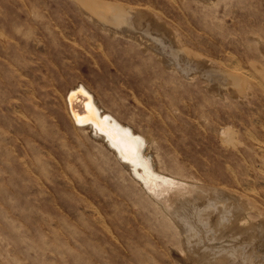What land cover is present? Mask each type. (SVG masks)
<instances>
[{"label": "rangeland", "instance_id": "rangeland-1", "mask_svg": "<svg viewBox=\"0 0 264 264\" xmlns=\"http://www.w3.org/2000/svg\"><path fill=\"white\" fill-rule=\"evenodd\" d=\"M76 1L0 0V177L3 178H0V264H172L171 248L183 245L187 232V237L192 239L207 236L208 229L212 230L209 224L204 225L209 221L206 216H196L202 212L199 209L220 202L222 197L224 200L229 198L226 193L232 191L229 195H245L250 192L253 203L258 204L264 212V167L253 149L249 148L251 138H262L264 141V89L260 84L261 88L256 85L257 89L255 86L248 89L249 86L241 85V91L243 86L245 88L244 97L241 98L229 96L228 90L226 98L217 97L213 95V89L206 86V80L209 81L212 76L204 80L198 73L192 80L183 78L178 71L182 67L175 68L174 72L163 65L162 56L158 59L149 50H144L147 45L143 41L148 43L152 39L138 36L141 38L139 43L120 33L113 37L100 29L86 14L85 7L81 9L82 6L80 3L77 5ZM106 1L149 7L158 15L164 27V32L162 29L156 33L151 31L152 37L155 36L161 45L171 44L172 49L186 46L184 49L193 54L196 51L197 55L221 62V66L227 70L244 65L257 77L264 74L261 70L264 67V0H211L215 1L214 6L204 5L209 0H199L197 3L194 0ZM169 27L171 31L167 29ZM250 35L256 36L252 38ZM202 37L207 39L201 41ZM147 49L154 50V44ZM227 54L231 56L226 57ZM28 57L33 59L30 61ZM252 64L258 67L252 68ZM260 79L264 81V77ZM211 82L221 83L220 80ZM77 85L84 86L91 93L101 111L108 112L144 138L145 146L137 153L138 160H142L146 153L155 170L159 165L162 174H171L169 176L182 184L196 183L207 186L208 192L212 191L204 193L206 200H203V204L193 206L196 209L183 216L182 227L168 220L163 214V210L167 212L165 207H158L148 192L135 182L129 174L128 162H119L102 138L94 136L88 127L74 124L68 115L66 95ZM170 103L174 107H165ZM257 103L260 106L257 107ZM12 108L14 110L10 111ZM240 108L245 112L238 111ZM41 112L43 115H40ZM34 117L39 120L36 121ZM223 124L234 129L235 133L230 129L234 136L229 142L220 140L219 127ZM52 128L56 131H52ZM257 133L261 138L257 137ZM241 159L247 167L242 166ZM30 165H34L35 170ZM225 166L230 170L226 171ZM243 168H246V172ZM214 186L222 187L223 191ZM173 192L174 187L165 196ZM75 196L78 201H74ZM186 197H190L187 200L189 203L193 201V196ZM79 200H82L81 203ZM224 211L220 213L223 220L230 215L228 210ZM45 216L50 219H45ZM59 216L63 223L57 220ZM96 216H99L98 219ZM249 217L257 220L253 214H249ZM93 218L95 221H90ZM83 223L86 228H83ZM54 230L55 236L52 235ZM125 241L126 245L123 244ZM146 244H149L148 247ZM109 249L114 252L113 255L107 251ZM140 254L143 256L140 257ZM142 257H146L145 260Z\"/></svg>", "mask_w": 264, "mask_h": 264}, {"label": "bare ground", "instance_id": "bare-ground-1", "mask_svg": "<svg viewBox=\"0 0 264 264\" xmlns=\"http://www.w3.org/2000/svg\"><path fill=\"white\" fill-rule=\"evenodd\" d=\"M76 1V0H75ZM174 1V0H173ZM196 3L199 0H194ZM207 1V0H206ZM119 2V1H118ZM180 2V1H179ZM76 3H78L77 5L82 6L81 9H83V6L85 7L84 11H86L90 18H92L93 21H95V24L98 25V27L100 29H102L105 32H109L111 36H115L116 33H120L121 36L123 37H128L131 40L134 39V41H138L140 43L139 40H141V38H146V39H152L151 42L148 41V43L146 41H143V44L147 45L144 50L145 51H150L151 53L155 54V56L159 59L160 56H162L163 59V65H165L166 67H168L169 69H173L175 72V68H179L182 67V69L178 70L180 71V74L183 76V78L187 79V80H192L194 79L198 73L202 76V78L204 80H206V77H210L209 81L206 80V82H208V85H206L209 88H212L213 90L212 93L213 95L217 96V97H227L226 93L228 90L229 96H233L236 98H241L243 96V94L245 93V90L243 91L244 86L248 87V89H250V87H254L256 88L260 86L262 87V89H264V81H262L260 78L264 77V74L262 77H260L258 75V78L252 71L250 68H246L244 67V65L241 67L240 66H233L232 69H228L224 66H221V62L218 63L215 60L212 59H208L205 57H202L200 55H197V52L195 51V53L193 54L192 52H190L187 49H184L181 47H174V49H172L171 44L165 45L163 42V44L161 45L159 40L154 37H152V33L151 31H155L158 32L161 29L164 32V27H162L161 23L159 22L160 20H158V15L154 12L151 11L149 9V7H143V6H137V5H125L122 3H109L108 1L104 2V0L102 1H97V0H77ZM172 3V2H171ZM176 3V2H175ZM150 5V4H148ZM171 5V4H170ZM175 5V4H174ZM173 5V6H174ZM204 5H210V6H214L215 5V1H211L209 0L208 2H205ZM21 6V5H20ZM19 6V7H20ZM44 6V5H43ZM80 6V7H81ZM153 6V5H152ZM32 7V6H31ZM72 7V6H70ZM75 7V6H74ZM80 9V8H79ZM80 9V10H81ZM182 9H184V6L182 7ZM26 10V8H25ZM36 10V9H35ZM57 10V9H56ZM59 10V9H58ZM24 11V10H23ZM28 11V10H27ZM61 11V10H60ZM158 11V10H157ZM232 11V10H231ZM236 11V10H235ZM25 12V11H24ZM59 12V11H58ZM162 12V11H161ZM185 12V11H184ZM233 12V11H232ZM60 13V12H59ZM85 13V12H84ZM187 13V11H186ZM235 13V12H234ZM29 14V12H28ZM27 14V15H28ZM162 14V13H161ZM244 14V13H243ZM44 15V14H43ZM88 15H86V17H88ZM223 15V13H222ZM220 18V17H219ZM1 19V18H0ZM34 19V18H33ZM31 20V19H30ZM189 20V19H188ZM187 20V21H188ZM4 21V20H3ZM1 21V22H3ZM8 21V18H7ZM18 22V21H17ZM189 22V21H188ZM222 22V21H221ZM6 23V22H5ZM9 23V22H8ZM16 23V22H15ZM197 23V22H196ZM252 23V21H251ZM178 24V22H177ZM2 25V23H1ZM6 25V24H5ZM17 25V24H16ZM19 25V24H18ZM61 25V24H60ZM14 26V25H13ZM21 26V25H20ZM56 26V25H55ZM54 26V27H55ZM174 26V25H173ZM181 26V23H180ZM7 27V25L5 26ZM15 27V26H14ZM59 27V25L57 26ZM16 28V27H15ZM171 27L167 28L170 30ZM18 29V26H17ZM15 29V30H17ZM60 29V28H59ZM58 29V30H59ZM62 29V28H61ZM166 29V28H165ZM202 29V28H201ZM7 30V29H6ZM179 30V29H178ZM204 30V29H203ZM35 31V30H34ZM52 31V30H51ZM171 31V30H170ZM208 31V30H207ZM1 32V31H0ZM33 32V30H32ZM31 32V33H32ZM126 32V33H125ZM128 32V34H127ZM163 32L162 35L163 36ZM165 32L167 33V30H165ZM175 32V31H174ZM177 32V31H176ZM3 33V32H2ZM34 33V32H33ZM54 33V32H52ZM136 33H138V35H136ZM180 33V31H179ZM172 34V32H171ZM190 34V32H189ZM17 35V34H16ZM109 35V36H110ZM167 35V34H166ZM183 35V34H182ZM185 35V34H184ZM95 36V35H92ZM138 36H140L138 38ZM159 36V35H158ZM165 36V35H164ZM181 36V35H180ZM187 36V35H186ZM251 36V35H250ZM256 36V35H255ZM253 36V37H255ZM172 37V36H171ZM169 37V38H171ZM183 37V36H182ZM190 37V36H189ZM252 37V36H251ZM252 37V38H253ZM52 38V37H51ZM162 39V37H160ZM167 38V37H166ZM186 37H184L183 39H185ZM203 38L206 37H202L201 41H203ZM31 39V38H30ZM188 39V38H186ZM196 39V38H195ZM207 39V38H206ZM256 39V38H255ZM41 40V39H40ZM175 40V39H174ZM190 40V38H189ZM205 40V39H204ZM217 40V38H216ZM32 41V40H31ZM161 41V40H160ZM200 43L201 41L198 40ZM206 41V40H205ZM35 41H33L32 43H34ZM97 42V41H96ZM129 42V41H128ZM158 46H156V44ZM174 42V41H173ZM177 41H175L176 43ZM185 42V41H182ZM190 42V41H189ZM188 42V43H189ZM75 43V42H74ZM154 44V50H150L147 49L149 45ZM170 43V41H169ZM21 44V43H20ZM23 44V43H22ZM26 45V43H24ZM77 44V43H76ZM100 44V43H99ZM142 44V43H141ZM140 44V45H141ZM260 44V43H259ZM262 44V43H261ZM40 45V44H39ZM90 45V44H89ZM101 45V44H100ZM99 45V46H100ZM170 45V46H169ZM174 45V44H173ZM264 45V44H263ZM34 46L36 47V45L34 44ZM45 46V45H44ZM91 46V45H90ZM168 46V47H167ZM177 46V45H176ZM261 46V45H260ZM39 47V46H38ZM34 48V47H33ZM260 48V47H259ZM263 48V47H262ZM261 48V49H262ZM264 49V48H263ZM262 49V50H263ZM22 50V49H21ZM46 50V49H45ZM142 50V51H144ZM197 50V49H196ZM199 51V50H198ZM264 51V50H263ZM45 52V51H44ZM86 52V51H85ZM262 52V51H261ZM205 53V52H204ZM232 53V52H231ZM264 53V52H262ZM10 55V54H9ZM207 55V54H205ZM233 55V54H232ZM55 56V55H54ZM210 56V55H209ZM230 57L231 55H228L226 57ZM79 57V56H78ZM81 57V56H80ZM60 58V57H59ZM29 59V57H28ZM33 59V58H32ZM32 59H29L30 61ZM54 59V58H53ZM65 59V57H64ZM64 59H60V61L65 62ZM219 59V58H218ZM230 59V58H229ZM7 60V59H6ZM14 60V59H12ZM59 60V59H58ZM232 60V58H231ZM222 62L224 61V59L221 60ZM225 61H228L227 59ZM246 61V58H245ZM245 61L243 63H245ZM54 62V61H53ZM57 62V61H56ZM55 62V63H56ZM247 62V61H246ZM60 63V62H59ZM67 63V61H66ZM66 63L64 65H66ZM161 63V62H160ZM161 63V64H162ZM229 63V61H228ZM226 62V64H228ZM249 63V62H248ZM246 63V64H248ZM251 63V62H250ZM249 63V64H250ZM183 64V65H182ZM224 64V63H223ZM230 64V63H229ZM60 65V64H58ZM234 65V64H233ZM253 67L250 65V67L254 68L256 66H254V64H252ZM57 66V64H56ZM67 66V65H66ZM246 66V65H245ZM28 67V66H27ZM258 67V66H257ZM256 67V68H257ZM21 69V68H20ZM19 70V69H18ZM172 70V71H173ZM254 70V69H253ZM264 71V67H262V69ZM165 71V70H164ZM258 71V70H256ZM255 72V71H254ZM31 73V72H30ZM259 74V73H258ZM24 75H29V74H24ZM179 75V74H178ZM5 77V76H4ZM34 77V76H33ZM43 77V76H42ZM36 78V77H35ZM34 79V78H33ZM17 80V79H16ZM212 80L214 81H221L220 82H216L217 84H214V82H211ZM20 82V81H18ZM27 82V81H26ZM44 82V81H43ZM42 82V83H43ZM124 82V81H123ZM122 82V83H123ZM188 82V81H187ZM38 83V82H37ZM190 83V82H188ZM12 85V84H11ZM123 85V84H122ZM243 86L242 91L240 90V86ZM26 86V85H25ZM125 86V85H124ZM205 86V87H206ZM232 86V87H231ZM57 87V86H56ZM259 87V88H261ZM254 88V89H255ZM258 88V89H259ZM71 89V88H70ZM69 89V90H70ZM257 89V88H256ZM255 89V90H256ZM14 90V89H12ZM11 90V91H12ZM72 90V89H71ZM258 91V90H256ZM20 92V91H19ZM26 92V89H25ZM194 92V91H192ZM224 92V93H223ZM260 92V91H259ZM258 92V93H259ZM15 93V92H14ZM262 95V92H260ZM264 94V93H263ZM15 95V94H13ZM12 95V96H13ZM79 95V98H77V96ZM135 95V94H134ZM133 95V96H134ZM17 96V95H16ZM255 97V94L253 95ZM244 97V96H243ZM263 97V96H261ZM72 98H74V100H72ZM259 97H257L258 99ZM8 99V97H7ZM35 100V98H33ZM264 99V98H263ZM3 100V99H2ZM77 102H74V101ZM177 100V99H176ZM262 100V99H261ZM5 101V100H4ZM37 101V100H36ZM45 101V100H44ZM240 101V100H239ZM263 101V100H262ZM67 104H68V111H69V116L71 117L72 121L74 122V124H76L79 127H88L87 129L90 130V132H92V134L96 137H101L102 141L107 145V147H109L114 156L117 158V160L119 162H128L129 165V174L131 175V177L134 178L135 182L138 183L142 189H144L146 192H148L149 196H151V198L153 199V201L157 204L158 207L163 206L165 207L166 211L165 212L163 210V214L164 216L167 217L168 220H170L171 222H173L175 225H179L180 227H182V223H184V221H182L183 216L185 217L186 214H189L190 210H195L196 208L193 206H198L199 204H203L204 201L206 200V194H204L205 192H208V188L206 189L207 186H202L196 183H187L185 184V182L180 183L179 181H176L174 179V177L169 176V175H164L161 172H163L161 169V166L158 165L157 169L155 170L152 164V161H150L149 156H147V154L145 153L142 157V160H138V155L137 153L142 149V146L145 144V140L144 138L138 134V133H134L133 130L130 129V127H128L127 125L123 124L122 122L118 121L114 116H112L111 114H109L108 112H103L101 111V109L95 104V102L92 99L91 93L86 90V88L82 85H77V88H74L72 90V92L67 96ZM74 102L78 103L79 105H75L72 106ZM141 102V101H140ZM255 102V101H254ZM13 103V102H12ZM19 103V102H18ZM260 103V102H259ZM20 104V103H19ZM38 104V102H37ZM254 104V103H253ZM18 105V104H17ZM41 105V104H40ZM39 105V106H40ZM203 105V104H201ZM259 105L258 103L256 104V106ZM15 106V105H14ZM249 106V105H248ZM260 106V105H259ZM44 107V106H43ZM165 107H174V105H165ZM236 107H238L236 105ZM236 107L234 106V108L236 109ZM246 107V106H245ZM258 107V106H257ZM8 108V107H7ZM11 108V107H9ZM45 108V107H44ZM239 108V107H238ZM247 108V107H246ZM245 108V109H246ZM255 108V107H253ZM263 108V107H262ZM49 109V108H48ZM243 109V108H242ZM241 108L238 109L243 111ZM260 109V108H259ZM258 109V110H259ZM14 109L12 108L13 111ZM16 110V109H15ZM29 110V109H28ZM253 110V109H252ZM9 111V109H8ZM34 111V110H32ZM38 112V110H36ZM35 111V112H36ZM48 111V110H47ZM230 111H233L230 110ZM256 112V110H254ZM25 112H26V108H25ZM245 112V111H243ZM254 112V114L256 115V113ZM260 112V111H259ZM195 113V112H194ZM251 113V112H250ZM34 114V113H33ZM42 114V112L40 113V115ZM50 114V113H49ZM233 114V113H232ZM236 114V113H235ZM25 115V113H24ZM30 115V114H29ZM43 115V114H42ZM237 115V114H236ZM249 116V114H247ZM260 115V114H259ZM31 117H33L32 115H30ZM39 116V115H38ZM146 116V115H145ZM149 116V115H148ZM262 116H264V114H262ZM25 117V116H24ZM165 117V116H164ZM255 117V116H254ZM253 117V118H254ZM13 118V117H12ZM26 118V117H25ZM35 118V117H34ZM45 118V117H44ZM47 118V117H46ZM45 118V119H46ZM163 118V117H162ZM234 118V117H233ZM237 118V117H236ZM257 118V117H255ZM259 118V117H258ZM264 118V117H263ZM1 119V118H0ZM5 119V118H4ZM3 119V121H4ZM29 119V117H28ZM56 119V118H54ZM240 119V115L239 118ZM2 120V119H1ZM34 120V119H33ZM36 120V118H35ZM35 120L33 121V123L35 124ZM39 119H37L36 121H38ZM59 120V119H58ZM248 120H250V118H248ZM254 119V122L256 123L257 120ZM2 121V122H3ZM47 120V123L49 124L50 121ZM60 121V120H59ZM253 121V120H252ZM259 121V120H258ZM46 122V120H45ZM89 122V124H88ZM229 122V121H228ZM251 122V120H250ZM253 122V123H254ZM38 123V122H36ZM60 124L62 123L61 121L59 122ZM246 123V122H245ZM4 124V123H3ZM27 123L25 122V125ZM29 124V121H28ZM227 125V124H226ZM247 125V124H246ZM245 125V126H246ZM18 126V125H17ZM16 126V127H17ZM39 126V124H38ZM63 126V125H62ZM228 126V125H227ZM224 126V124L222 126H220V130H219V136H220V140L221 142H229L231 140H233L234 134L232 132H234V129H231L230 126L227 127ZM238 126V125H237ZM236 126V127H237ZM249 126V124H248ZM252 127V125H250ZM32 127V126H31ZM29 127V128H31ZM45 127V126H44ZM49 127V126H48ZM47 127V128H48ZM191 127V126H190ZM241 127V126H240ZM47 128H45L44 130H47ZM209 128V127H208ZM213 128V126H212ZM239 128V127H237ZM247 130V127H244ZM255 128V126H254ZM264 128V127H263ZM51 129V128H50ZM71 129V128H69ZM232 132H231V130ZM241 129V128H239ZM54 130V132L56 131L54 128H52V131ZM79 130V129H78ZM210 130V129H208ZM242 130V129H241ZM245 130V131H246ZM251 130V129H250ZM254 130V129H253ZM258 130V129H257ZM19 131V130H18ZM33 133H35L36 131L32 130ZM49 131V129H48ZM51 131V130H50ZM51 131V132H52ZM59 131V130H58ZM77 131V130H76ZM216 131V130H215ZM239 130H237L238 132ZM255 131V130H254ZM253 131V132H254ZM218 133V129L216 131ZM231 132V133H230ZM241 132V131H240ZM249 132V131H248ZM247 132V133H248ZM259 133H261V131H258ZM32 133V134H33ZM43 133V132H41ZM78 133V132H77ZM230 133V134H229ZM235 133V132H234ZM251 133V132H250ZM256 134V132H254ZM49 134V133H48ZM47 134V135H48ZM55 134V133H52ZM50 134V135H52ZM57 134V132H56ZM232 134V135H231ZM243 134V131H242ZM253 134V133H252ZM61 135V134H60ZM59 135V136H60ZM104 135V136H102ZM58 136V137H59ZM256 136V135H255ZM264 136V133H263ZM44 137V136H43ZM61 137V136H60ZM147 137V136H146ZM149 137V136H148ZM235 137H237L235 135ZM238 137H241L238 135ZM247 137V136H246ZM257 137H260L257 133ZM261 138V137H260ZM9 139V138H7ZM60 139V138H59ZM84 139V138H83ZM82 139V140H83ZM150 139V138H149ZM167 139V138H166ZM236 138H234L235 140ZM244 139V138H243ZM246 140L249 138H245ZM262 139V138H261ZM261 139H257V138H251L250 142H251V147L253 149V152L255 154V156L259 159L260 165L262 167H264V141H262ZM1 140L3 141V139L1 138ZM6 140V139H5ZM148 140V139H146ZM42 141V140H41ZM62 141V140H60ZM59 141V142H60ZM245 141V140H244ZM65 142V141H64ZM223 142V143H224ZM241 142V141H240ZM239 142V143H240ZM53 143V142H52ZM66 143V142H65ZM222 143V144H223ZM233 143V141H232ZM238 143V141L236 142ZM238 143V144H239ZM242 143V142H241ZM245 143V142H244ZM230 144V143H228ZM234 144V143H233ZM232 144V145H233ZM61 145V144H60ZM79 144H77L78 146ZM236 145V144H235ZM243 145V143H242ZM246 145V144H245ZM249 145V144H248ZM54 146V145H53ZM145 146V145H144ZM46 147V146H45ZM228 147V146H227ZM234 147V146H233ZM236 147V146H235ZM234 147V148H235ZM239 147V145H238ZM17 148V147H16ZM68 148V147H67ZM19 149V148H18ZM239 149V148H238ZM243 149V148H240ZM245 149V148H244ZM251 149V150H252ZM11 150V149H10ZM64 150H67L64 148ZM16 151V150H15ZM18 151V150H17ZM81 151V150H80ZM232 151V150H231ZM241 151V150H240ZM237 151V152H240ZM3 152V151H2ZM5 152V151H4ZM7 152V151H6ZM21 152V151H19ZM76 152V151H75ZM243 152L245 153V151L243 150ZM247 152V150H246ZM42 153V152H41ZM72 153V152H71ZM70 153V154H71ZM20 154V153H19ZM68 154V155H70ZM242 154V153H241ZM251 154V153H250ZM12 155V154H11ZM236 155H238V153H236ZM245 155V154H244ZM36 156V155H35ZM74 156V155H73ZM72 156V157H73ZM87 156V154L85 155ZM239 156V155H238ZM246 156V155H245ZM14 157V156H13ZM31 157V156H30ZM69 157V156H68ZM71 157V156H70ZM71 157V158H72ZM79 157V156H78ZM240 157V156H239ZM248 156H246L245 158H247ZM29 158V157H28ZM67 158V157H66ZM255 158V157H254ZM252 158V159H254ZM12 159V158H11ZM19 159H22L19 157ZM69 159V158H67ZM249 159V158H247ZM41 160V159H40ZM78 160V158H77ZM24 161V160H23ZM49 161V160H48ZM73 161V159L71 160ZM84 161V160H83ZM89 161V159H88ZM242 161V159H241ZM240 161V162H241ZM244 161V160H243ZM242 161V162H243ZM252 161V160H251ZM22 161H20L19 163H21ZM30 162V161H29ZM28 162V164H30ZM34 162V161H33ZM249 162V161H248ZM48 163V162H47ZM81 163V162H80ZM79 163V164H80ZM192 163V162H191ZM231 163V162H230ZM254 163L255 159H254ZM229 164V163H228ZM242 164V163H241ZM27 165V164H26ZM49 165V164H48ZM67 165V164H66ZM226 165V164H225ZM245 165V162H243V165ZM252 165V164H251ZM250 165V166H251ZM31 166V165H30ZM34 168V165H32ZM31 166V167H32ZM81 166V165H80ZM233 166V165H232ZM238 166V165H237ZM246 166V165H245ZM6 167V166H5ZM28 167V165H27ZM37 167V166H36ZM82 167V166H81ZM228 167V166H227ZM227 167L225 166L226 171L228 170ZM247 167V166H246ZM253 167V166H252ZM251 167V168H252ZM49 168V167H48ZM47 168V169H48ZM67 168V167H66ZM65 168V169H66ZM83 168V167H82ZM95 168V167H94ZM240 168V167H239ZM244 169V168H243ZM249 169V168H248ZM253 169V168H252ZM37 170V168H36ZM40 170V169H38ZM49 170V169H48ZM52 170V169H51ZM50 170V171H51ZM68 170V168H67ZM230 170V169H229ZM228 170V171H229ZM3 171V170H2ZM10 171V170H9ZM43 171V170H42ZM73 171V170H72ZM85 172V170H83ZM233 171V170H231ZM236 170L234 169V172ZM256 171V170H255ZM39 172V171H38ZM244 172H246V168L244 169ZM242 172V173H244ZM264 172V171H262ZM41 173V170H40ZM65 173V172H64ZM69 173V172H68ZM88 173V172H87ZM236 173V172H235ZM38 174V173H37ZM237 174V173H236ZM235 174V176H236ZM247 174V173H246ZM251 174V173H250ZM249 175V174H247ZM37 176V175H36ZM239 176V175H238ZM244 176V174H243ZM255 176V175H254ZM2 177V176H1ZM0 177V178H1ZM52 177V176H51ZM49 177V179L51 178ZM72 177V176H71ZM70 177V178H71ZM177 177V176H176ZM257 176H255L256 178ZM53 178V177H52ZM75 178V177H73ZM77 178V177H76ZM3 180V178H1ZM48 179V178H47ZM59 179V178H57ZM214 179V177H213ZM251 179V178H250ZM263 179V177H262ZM1 180V181H2ZM52 180V179H51ZM54 180V179H53ZM78 179H76L77 181ZM91 180V178H90ZM90 180L89 183H90ZM234 180V177H233ZM247 180V177L246 179ZM257 180V179H256ZM55 181V180H54ZM58 181V180H57ZM68 181V180H67ZM74 181V182H76ZM93 181V180H92ZM91 181V182H92ZM95 181V180H94ZM60 182V181H59ZM239 184V181H237ZM63 183V182H62ZM65 183V182H64ZM37 184V182H36ZM79 184V183H77ZM87 184V183H86ZM85 184V185H86ZM206 184V183H205ZM242 184V183H241ZM246 184V183H245ZM244 184V186H245ZM261 184V183H260ZM76 185V184H75ZM84 185V184H83ZM84 185V186H85ZM235 185H237L235 183ZM248 185V184H247ZM71 186V185H69ZM67 185V187H69ZM79 186V185H78ZM87 186V185H86ZM93 186V185H92ZM209 186V185H208ZM174 187V192L169 195L168 197L165 196V193L168 192L169 189ZM212 187V186H211ZM238 187V185H237ZM42 188V187H41ZM80 188V187H77ZM102 188V187H101ZM112 188V187H111ZM214 188L222 190V187H217L214 186ZM238 189V188H237ZM243 189V188H242ZM250 189V188H249ZM43 190V189H42ZM185 190V191H184ZM253 190V189H252ZM261 190V189H260ZM65 191V190H63ZM85 191V190H83ZM94 191V190H93ZM114 191V190H113ZM214 191V190H213ZM226 191V190H225ZM228 191V190H227ZM48 192V190H47ZM109 192V191H108ZM117 191L115 190V193ZM212 191H209L208 193H210ZM232 192V191H231ZM229 192V193H231ZM263 192V191H262ZM68 193V192H66ZM118 193V192H117ZM224 193V192H223ZM226 193V195L228 194L229 198H226L224 201L218 202V203H214V204H209L207 207L201 208L199 210H201L202 212L196 216H200L202 218V216L204 215V217L206 216L207 219L209 220L206 224H209L210 227H212V230L208 229V233L207 236L204 235L203 237L200 238H190L187 237V235H189V232L185 233L187 234L186 237L184 238V240L182 241L183 245H179L177 246V248L172 247V253H173V259H174V263L172 262V264H264V212H262V209L259 208L258 204H256L255 202L253 203L252 198L250 196V192L247 194L245 193V195H238V194H230ZM65 194V193H64ZM212 194V193H211ZM252 194V193H251ZM261 194V193H260ZM52 195V194H49ZM185 196L183 199H179L178 197L181 196ZM193 196L192 198V202H188V198L190 199V197H186V196ZM209 195V194H208ZM207 195V196H208ZM264 195V194H263ZM68 196V195H67ZM74 196V195H73ZM160 196V197H159ZM162 196H164L163 199H160ZM217 196V195H216ZM222 196V195H221ZM254 196V195H253ZM252 196V197H253ZM262 196V194H261ZM53 197V195H52ZM220 198V197H219ZM72 199V197H71ZM74 199V197H73ZM209 199V198H208ZM257 199V198H256ZM259 199V198H258ZM51 200V199H50ZM78 199H75L74 201ZM155 200H158L155 201ZM218 200V199H217ZM255 200V199H254ZM262 200V199H261ZM82 200H79V202ZM259 201V200H258ZM263 201V200H262ZM104 202V201H103ZM108 202V201H107ZM123 202V201H122ZM261 202V201H260ZM259 202V203H260ZM264 202V201H263ZM81 203V202H80ZM114 203V202H113ZM112 203V204H113ZM116 203V202H115ZM161 205H160V204ZM95 204V203H94ZM118 204V203H116ZM121 204V202H120ZM124 204V203H123ZM54 206V205H53ZM113 206V205H112ZM61 207V206H59ZM86 207V205H84V208ZM98 207V206H97ZM126 207V206H125ZM82 208V207H81ZM99 208V207H98ZM124 208V206L122 207V209ZM195 208V209H194ZM62 209V208H61ZM121 209V210H122ZM128 209V208H127ZM89 210V209H88ZM126 210V209H124ZM224 210H228L230 212L229 218H225L220 219L221 216V212H226ZM232 210V211H230ZM93 211V210H91ZM120 211V210H119ZM49 212V211H48ZM87 212V211H86ZM70 213V212H69ZM89 213V212H87ZM91 213V212H90ZM93 213V212H92ZM109 213V212H108ZM112 213V212H111ZM110 213V214H111ZM119 213V212H118ZM168 213V214H167ZM46 214V213H45ZM71 214V213H70ZM79 213H77L78 216ZM117 214V213H116ZM249 214H253L255 217H257V220H253L249 217ZM50 215V214H49ZM59 215V213H58ZM108 215V214H107ZM53 216V215H52ZM76 215H74L75 218ZM112 216V215H110ZM122 216V215H121ZM127 216V215H126ZM125 216V218H126ZM56 217V215H55ZM54 217V218H55ZM58 217V216H57ZM97 219L99 216H96ZM102 217V216H101ZM42 218V217H40ZM194 218V217H193ZM199 218V217H198ZM39 219V218H38ZM45 219H48V217ZM46 222L50 223V221L45 220ZM50 219V218H49ZM48 219V220H49ZM56 219V218H55ZM86 219V218H85ZM100 219V218H99ZM57 220H60V216ZM63 220V218H62ZM88 220V219H87ZM94 220L93 219H90ZM101 220V219H100ZM119 220V219H118ZM196 220V219H195ZM61 221V220H60ZM59 221V223H60ZM75 221V220H73ZM89 221V222H90ZM95 221V220H94ZM139 221V220H138ZM198 221V219H197ZM207 221V220H206ZM43 222V221H42ZM52 222V221H51ZM62 223L64 221H61ZM100 222V221H99ZM117 222V220H116ZM204 222V220L202 221ZM35 223V222H34ZM62 223L61 226H62ZM78 223V222H77ZM95 223V222H94ZM141 223V222H140ZM143 223V222H142ZM205 223V222H204ZM82 224V223H80ZM84 224V223H83ZM116 224V223H114ZM113 224V225H114ZM119 224V223H118ZM52 225V224H51ZM50 225V226H51ZM111 225V223L109 224ZM203 225V224H202ZM83 226V225H81ZM123 226V225H122ZM191 226V225H190ZM56 227V226H55ZM65 227V226H64ZM85 227V224L83 226V228ZM105 227V226H104ZM120 227V226H118ZM86 228V227H85ZM133 228V227H132ZM131 228V229H132ZM138 228V227H137ZM49 229V228H48ZM52 230V228H50ZM63 229V228H62ZM101 229V228H100ZM50 230V231H51ZM56 230V229H55ZM52 231V235H54L53 233L56 231ZM67 230V229H66ZM108 230V229H107ZM141 230V229H140ZM146 230H148V227L146 228ZM170 230V229H169ZM187 230V229H186ZM189 230V229H188ZM187 230V231H188ZM197 230V229H196ZM128 231V230H127ZM134 231V229L132 230ZM194 231V229H193ZM207 231V230H206ZM129 232V231H128ZM143 232V230H142ZM185 232V231H184ZM196 232V231H195ZM198 232V231H197ZM210 232V233H209ZM92 233V232H91ZM144 233V232H143ZM206 233V232H205ZM204 233V234H205ZM131 234V232H130ZM140 234H142L140 232ZM147 234V233H146ZM184 234V233H183ZM184 234V235H185ZM60 235V234H59ZM58 235V236H59ZM203 235V234H202ZM55 236V235H54ZM191 236V235H190ZM139 237V236H138ZM142 237V236H140ZM181 237V236H180ZM119 239V238H118ZM138 239V238H137ZM150 239V238H149ZM55 241V239H52V241ZM117 240V239H116ZM121 240H123L121 238ZM132 240V239H131ZM141 240L143 241V239L141 238ZM147 240V237H146ZM45 241V240H44ZM103 241V240H102ZM120 241V240H119ZM150 242V240H148ZM154 241V240H153ZM41 242V241H40ZM43 242V241H42ZM48 242V240H47ZM126 242V241H125ZM128 243H130L129 239L127 241ZM123 243V244H127ZM136 242V241H135ZM142 243V242H140ZM144 246H145V241H143ZM162 243V242H160ZM173 243V242H172ZM47 244V243H46ZM49 244V243H48ZM103 244V243H101ZM163 244H165L163 242ZM58 245V244H57ZM56 245V246H57ZM104 245V244H103ZM149 244H146V246ZM74 246V245H73ZM114 246V244L112 245ZM143 246V247H144ZM108 247V246H107ZM128 247V251H130V245L127 246ZM148 247V246H147ZM169 247V246H168ZM171 247V246H170ZM80 248V247H79ZM83 248V247H82ZM88 248V247H87ZM121 248V247H119ZM133 248V247H132ZM112 249V248H111ZM55 250V249H53ZM89 250V249H88ZM139 250V249H138ZM141 250V249H140ZM52 251V250H50ZM82 251H84L82 249ZM109 251V253L111 252L110 249L107 250ZM123 251V250H122ZM127 251V253H128ZM154 251V250H153ZM62 252V251H61ZM60 252V253H61ZM92 252V251H91ZM113 252V251H112ZM111 252V255H113ZM150 252V251H149ZM87 253V252H86ZM114 253V252H113ZM155 254V253H154ZM1 255V254H0ZM142 254H140L141 257ZM156 255V254H155ZM161 255V253H160ZM5 256V255H4ZM47 256V254H46ZM119 256V255H118ZM143 256V255H142ZM163 256V254L161 255ZM52 257V256H51ZM50 257V258H51ZM89 257V255H88ZM91 257V256H90ZM115 257V255H114ZM131 257V256H130ZM49 258V259H50ZM55 258V257H54ZM65 258V257H64ZM143 258V257H142ZM146 258V257H144ZM143 258V259H144ZM48 259V260H49ZM95 259V258H94ZM129 259V258H128ZM43 260V259H42ZM61 260V259H60ZM145 260V259H144ZM166 260V259H165ZM169 260V259H168ZM18 261V258H17ZM156 261V260H155ZM61 262V261H60ZM122 262V261H121ZM124 262V261H123ZM160 262V261H159ZM17 263V262H16ZM15 263V264H16ZM53 263V262H52ZM124 264V263H123ZM129 264V263H128ZM135 264V263H132ZM137 264V263H136ZM154 264V262L152 263ZM167 264V263H166ZM170 264V263H168Z\"/></svg>", "mask_w": 264, "mask_h": 264}, {"label": "water", "instance_id": "water-1", "mask_svg": "<svg viewBox=\"0 0 264 264\" xmlns=\"http://www.w3.org/2000/svg\"><path fill=\"white\" fill-rule=\"evenodd\" d=\"M74 88H77V87H74ZM74 88H72V90H73ZM72 90H70V91L67 93V95H66V102H67V96L72 92ZM91 96H92V95H91ZM77 98H79V95L77 96ZM72 100H74V98H72ZM74 102H77V101L75 100ZM74 102H73L72 106H75L76 104L79 105L78 103H75V105H74ZM75 107H76V106H75ZM88 124H89V122H88ZM102 136H104V135H102ZM122 162H123V161H122Z\"/></svg>", "mask_w": 264, "mask_h": 264}]
</instances>
